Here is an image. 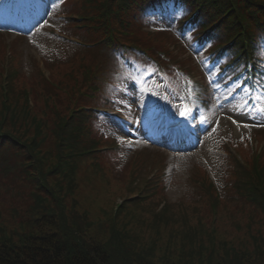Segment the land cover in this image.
<instances>
[{
    "label": "rangeland",
    "instance_id": "obj_1",
    "mask_svg": "<svg viewBox=\"0 0 264 264\" xmlns=\"http://www.w3.org/2000/svg\"><path fill=\"white\" fill-rule=\"evenodd\" d=\"M55 1L45 3L44 12L52 9L45 30L37 28L24 36H16L15 22L2 20L0 9V111L3 75L15 71L8 78L13 87L10 104L15 106L16 100L20 105L25 99L32 114L46 120L42 123L47 136L43 146L52 150L57 137L53 114L58 112L66 118L71 106L89 104L90 91H85L93 74L100 79L101 90V80L117 67L116 56L104 44H81L104 36L101 20L93 16L97 10L81 0ZM64 12L79 18L66 22ZM149 23L150 27H143L131 19L125 27L129 28L125 38L143 49L147 47L145 55L157 59L165 70L175 66L186 73L189 77L183 92L172 91L162 83L164 89L159 90V101L152 107L151 100H144L134 91L137 85L133 77H126L123 85L112 91L118 97V118L107 119L100 126L117 135L127 147L113 150L107 147L111 140L100 137L95 143L97 150L78 163L72 178L67 174L55 185L53 181L58 176L51 172L45 181L57 198L35 189L34 176L23 165L26 156L17 154L11 145H0V233L8 237L12 234L11 238L17 240L20 232L27 229L22 221L33 222L32 218L53 213L58 229L61 218L89 240H103L116 229L131 253L140 251L155 262L175 259L184 264H205L210 260L208 249L220 256L224 245H233L253 257L257 250H264V211L242 196L243 190L237 184L240 170L234 163L239 157L247 166L254 150L261 151L260 161L264 163L263 93L249 101L247 96L235 94L228 85L217 81L215 65L207 60V47L195 45L188 36L169 29L173 17L165 14ZM113 25L117 27V23ZM167 27L170 32L165 30ZM59 29L66 30L71 43L60 38ZM77 39L81 43L74 42ZM185 108L189 111L181 116ZM146 112L151 122L148 126L140 122ZM178 121L189 122L193 136L192 145L184 150L159 143L164 125ZM159 123L162 126L157 131ZM230 139H237V144L229 143ZM220 149H225V156ZM37 157L42 159L45 171L54 166L55 154L47 158L41 151ZM207 177L216 187L208 183ZM36 195L41 199L39 203ZM116 204L122 206L117 208L113 221L110 212ZM164 205H168L167 210H162ZM38 229L31 228L33 232ZM210 229L216 233L215 246L209 242ZM193 234L198 248L188 244ZM218 258L213 256V264ZM114 259L120 261L119 257ZM127 261L137 264V256L129 254Z\"/></svg>",
    "mask_w": 264,
    "mask_h": 264
},
{
    "label": "trees",
    "instance_id": "obj_2",
    "mask_svg": "<svg viewBox=\"0 0 264 264\" xmlns=\"http://www.w3.org/2000/svg\"><path fill=\"white\" fill-rule=\"evenodd\" d=\"M82 1L84 5L97 10L93 16L101 20L100 30L104 34L102 40L109 41L117 37L116 29H119L124 22L128 23L138 14L144 15L147 6L158 8L171 4L183 9L177 21L180 30L190 31L194 40H208L212 43L210 53L214 60H219L220 77L230 76L231 79L237 80V77L243 75L244 70L241 67L245 65L248 55L254 61V75L259 76L264 73V0ZM114 22L117 23V27L113 25ZM97 28L98 26H94V29ZM135 46L145 53L149 51L147 47L143 49L141 45V47ZM165 56L169 58L166 53ZM149 59L159 63L154 57L149 56ZM10 89L13 91L9 82L2 89L4 95L0 111V145H11L10 147L14 148L17 154L26 156L23 165L25 168L28 167L29 173L34 176L35 189L41 190L45 196L57 198L45 178L51 175V172L55 173L58 176V179L53 181L55 185L60 184L61 177L65 178L67 174L72 178L78 163L89 158L90 152L95 150L94 143L85 140L87 131L82 122L83 115L75 114L64 119L55 113L52 118L53 132L55 131L57 135L55 150L45 148L43 141L47 136L42 134L44 133L42 123L46 120L33 115L25 99L20 105L16 100L13 101L15 106L10 104ZM17 107L19 109H16ZM41 151L47 155V158L55 154L54 166L50 169L46 167L47 172L42 159L37 157ZM259 156L257 152L253 154L249 167L241 163L237 164L240 170L237 184L243 190L242 196L259 204L264 211V164ZM13 169L16 170L17 166H13ZM21 171L24 174L25 171ZM35 197L39 203L40 197L38 195ZM167 209L168 205L162 207V210ZM118 212L119 210L111 209V220H115ZM55 218L53 213H44L40 218H32L33 222L22 221V224H27V229L19 233L17 240L11 238L12 234H8L11 236L8 237L7 234L0 233V264H132L127 261L129 254L137 256V264H184L175 259L155 262L146 259L140 251L131 253L128 244L116 229H112L110 235L103 240L94 238L89 240L75 226L68 225L61 218H59L61 228L58 229L56 220H53ZM45 226L50 227L45 229ZM33 227L39 229L33 232L31 230ZM209 236L210 244L215 246L216 233L213 229L209 230ZM188 239V244L191 243L193 248H198L197 243L193 242L195 234ZM257 239L258 237H255V240ZM203 248L205 246L200 247L199 251L196 250L201 253ZM208 252L210 264H213V256L219 257L214 264H264L263 249L257 250L254 257L233 245L231 247L224 245L222 252L219 253L220 256H217L215 250L208 249ZM115 257H119L120 261L114 259Z\"/></svg>",
    "mask_w": 264,
    "mask_h": 264
},
{
    "label": "snow or ice",
    "instance_id": "obj_3",
    "mask_svg": "<svg viewBox=\"0 0 264 264\" xmlns=\"http://www.w3.org/2000/svg\"><path fill=\"white\" fill-rule=\"evenodd\" d=\"M188 109L187 108H185V110L184 111H182L180 114H181V116H186L187 115V113H188Z\"/></svg>",
    "mask_w": 264,
    "mask_h": 264
}]
</instances>
